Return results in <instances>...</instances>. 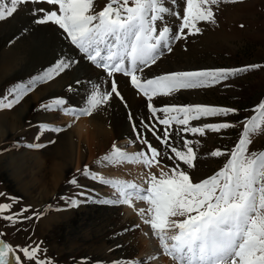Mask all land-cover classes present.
Instances as JSON below:
<instances>
[{
  "label": "snow or ice",
  "instance_id": "obj_1",
  "mask_svg": "<svg viewBox=\"0 0 264 264\" xmlns=\"http://www.w3.org/2000/svg\"><path fill=\"white\" fill-rule=\"evenodd\" d=\"M221 2L107 0L97 11L94 0H0V20L12 17L21 6L31 4L32 22L55 26L78 54L62 55L27 81L13 85L0 99V109H11L38 85L53 80L80 59L100 70L98 80L90 82V89L79 104L73 105L62 97L40 103L39 110L70 118L61 126L42 123L41 131L65 132L81 118L93 117L104 110L112 99H118L128 108L119 91L116 74L126 77V83L146 102L147 116L137 118L129 112L127 117L135 134V139H129L128 144L135 150L126 151L113 142L95 161L98 167L125 163L141 165L147 170L142 183L105 178L87 164H81L67 180L68 184L80 188L78 177L82 176L111 188L112 198L98 202L133 208L158 241L159 252L114 264H150L161 253L174 264H264V151H249L251 137L264 133V99L252 109L255 115L239 122L242 131L231 149L214 148L206 153L213 158L226 156L223 166L197 179L188 170L194 168L198 155L193 145L198 147L200 141L189 137H204L208 132H220L234 125L226 121L193 122L235 114L237 109L200 103L157 106L155 102L158 97H168L181 90L207 88L264 65L144 75L145 69L155 64L166 51H172L171 46L176 41L200 34L202 23L215 25V9ZM223 2L234 3L235 0ZM173 17L174 29L168 25ZM48 143L55 141L49 139ZM27 147L40 149L45 144L31 143ZM8 200L10 203H0V220L9 226L39 219L43 214L33 211L25 215L31 206L12 212L16 198L8 197ZM134 202H143L146 207L135 208ZM78 203L77 199H71L69 206L76 207ZM136 227L139 225H133ZM4 235L0 231V237ZM41 251L39 243L13 246L0 239V264H55L46 255L42 258Z\"/></svg>",
  "mask_w": 264,
  "mask_h": 264
},
{
  "label": "rangeland",
  "instance_id": "obj_2",
  "mask_svg": "<svg viewBox=\"0 0 264 264\" xmlns=\"http://www.w3.org/2000/svg\"><path fill=\"white\" fill-rule=\"evenodd\" d=\"M180 2L182 3L183 0H180ZM106 3L107 0H94L97 11L101 10ZM31 6V4L21 6L12 17L0 20V29H3L1 26L7 22L11 28H14V26L17 28L16 33L8 36L11 39L5 44L6 46L1 47L0 45V59L5 51L10 49L17 41L22 42L24 38L30 41L35 36H40L45 32L47 36L52 35L50 37L52 46L46 49L50 59L45 62V66H38L26 75H16L7 82L0 83V99L7 95L8 89L13 85L27 81L32 75L54 63L60 56L77 54L72 46L65 41L64 37L59 34L60 30L55 26L50 24L36 25L32 22L33 17L29 12L33 7ZM215 17V25L202 23L200 34L187 36L172 44V51H166L155 64L145 69L144 75L152 77L169 71L218 67L241 68L249 64L264 65V0H235L234 3H225L222 0L219 7L215 9ZM168 25L174 29V17L169 19ZM81 60L83 63L86 62L90 65L86 60ZM36 64L33 62L32 66ZM76 67H80L79 63L72 65L47 83L64 74L69 78L78 77ZM94 69L97 73H100V70ZM115 79L118 82L119 91L122 90V87L127 86L140 102L137 112L131 114L137 118L141 115L147 116L144 98L137 95L135 90L126 83L127 78L122 74H116ZM43 85L45 84L38 85L11 109H0V114L11 112ZM67 87L72 88V86ZM89 89L90 85L83 88L79 103L85 98ZM48 97L61 96L50 95ZM262 99H264V67L238 73L226 81L207 88L181 90L168 97H158L155 102L157 106L200 103L237 109L235 114L193 122L194 124H202L226 121L234 125L220 132H208L204 137H189L200 141L198 147L195 144L193 145L194 148H197L198 155L194 161V168L188 170L193 178L197 179L211 175L223 166L227 159L226 156L213 158L207 156L206 153L214 148L231 149L242 131V124L239 122L255 115L252 109ZM113 100L121 104L118 99ZM47 101H39L36 103L37 106H31L28 113L22 118L20 128H24L0 138V193H5V196H0V203H10L8 197H15L16 202L13 204L12 212H16L22 207L31 206L30 211L25 215H31L33 211L42 212L43 214L39 219L25 220L15 226H9L7 222L0 220V231L5 233L0 239L13 246L39 243L42 249L41 257L43 258L46 255L55 264H96V260L111 264L117 261L121 253L128 251V248L133 246V242L139 243L138 231L145 229L146 225L135 214L133 208L98 202L101 199L112 198L111 188L90 179H85L82 176L78 177L80 188L67 183V180L76 173V169L72 166V161L64 166L61 159H65V156L58 154L60 147H56L55 144L62 136L68 134L69 129L58 134L41 131L40 125L42 123L56 126L66 124L60 121L65 118L64 115L56 113V116H54L55 113L39 110V104ZM120 106L125 111L123 104ZM105 109L93 117L81 118L80 120H87L91 124L94 118H98L100 124L105 123L111 117V114H107ZM117 115L120 117L119 112H117ZM128 115L129 113L126 112L128 138L118 146L131 152L135 148L128 144V140L135 139V134L132 132V126L127 119ZM106 128H108V125H106ZM49 139L54 140L55 143H48ZM31 143H43L45 147L40 149L27 147ZM153 143H155L154 140ZM110 147L103 149L101 152L96 149L90 159L88 148L81 147L80 166L81 164H87L91 170L96 171L105 178L142 183L147 170L141 165L125 163L123 165L97 166L96 159ZM249 151H264V133H258L251 137ZM11 157L16 158L17 161L19 160L18 162H20V157L24 158L22 164L24 169L19 173H16L15 170L17 168L16 160H14L15 165L8 163ZM35 158L43 163L41 170H38L39 175L32 171L35 167ZM58 161L59 164H57ZM153 171L157 170L153 169ZM40 179L45 181L44 186L47 187V192L45 191L46 193H43V196L40 191ZM26 181L28 182L26 183ZM80 193L85 195L82 196ZM71 199L79 201L76 207L69 206ZM134 206L135 208L146 207L143 202H134ZM126 211H129L130 214L128 215ZM96 212L100 213L97 214ZM91 216L93 217L92 220ZM133 225H139V227L133 228ZM153 239L159 252L158 241L154 237ZM160 256L163 259V264H174V261L162 253Z\"/></svg>",
  "mask_w": 264,
  "mask_h": 264
},
{
  "label": "bare ground",
  "instance_id": "obj_3",
  "mask_svg": "<svg viewBox=\"0 0 264 264\" xmlns=\"http://www.w3.org/2000/svg\"><path fill=\"white\" fill-rule=\"evenodd\" d=\"M9 25L10 24L7 22L1 26V28H3L0 29V42L3 41V43L0 44L1 47L6 46L5 44L11 39L8 38L9 35L17 32V28L15 26L14 28H11ZM50 37H52V35L47 36L45 32L40 36H35L34 39L30 41L24 38L22 39V42L17 41V43L10 47V49L6 50L5 54L0 59V83H5L16 75H26V73L31 70L33 71L38 66H45V62L50 59V55L46 52V49H49L52 46ZM73 50L76 51L74 48ZM33 62L37 64L32 66ZM88 63L90 64V62ZM79 65L80 67H76L78 77L69 78L64 74L54 81L43 85L40 89L34 92L30 98L23 100L22 103L18 107L14 108L11 112H4L0 114V138L5 137L7 134L12 132L16 133L24 128H20L23 121L22 118L26 113H28V110L31 108V106L36 105V103L39 101H47L51 99V97H48L50 95L66 98L67 100H70L73 105L79 104V98L83 94V88L89 86L90 82L97 81L100 74L96 72L93 65L90 64L93 67L92 68L86 62L83 63L81 59L79 60ZM77 80L80 81L79 84L76 83ZM67 86H72V90L69 91ZM74 91L76 92L73 93ZM120 91L128 104V108H125V111L122 109L123 107L120 106L121 104L112 99L110 104L111 106L105 109V112H107V114H111V117L108 118L105 123L100 124V119L98 118H94L91 124L87 120H79L72 128L68 130V134L62 136L58 143L55 144L56 147H60L58 154L65 156V159H61V162L64 163V166L66 164H70L71 161L74 169H77L80 166L81 147L88 148L90 159L96 149H99V152H101L103 149L110 147L113 142L119 145L125 142V140L128 138L125 114L126 112H131L132 114L137 112L140 102L127 88V86L122 87V90ZM117 112H119L120 117L117 115ZM53 115L56 116V113ZM69 119V117L65 116V118H62L60 121L67 123ZM60 121H58L59 124H61ZM106 125H108V128H106ZM37 159L38 158H35L34 160L35 167L32 171L36 175H39L38 170H41L43 163ZM14 160H16L17 163V168H15L16 173H19L24 169V166L22 165L24 158L22 159L20 157V162H18L19 160L17 161L16 158L14 159L11 157L9 158L8 163L15 165ZM57 164H59V161ZM40 181V191L42 192L43 196V193L47 192V187L44 186V180L40 179ZM27 182L28 181H26V183ZM29 185L31 186L30 182ZM96 213L99 214L100 212ZM126 213L128 215L130 214L129 211H126ZM90 218L92 220L93 217L91 216ZM145 233H147V235H145ZM138 237L139 243L133 242V246H130L128 251H125L120 255L117 253L119 255L117 261H123L128 258L143 259L148 255L158 252L156 248L157 245L155 246L154 239L151 236V230L149 226L146 225L145 229L143 228L141 231H138ZM95 262L96 264H105L103 261L99 260H96ZM114 262L111 264H114ZM150 264H163V259L159 255L158 258L154 261H151Z\"/></svg>",
  "mask_w": 264,
  "mask_h": 264
}]
</instances>
